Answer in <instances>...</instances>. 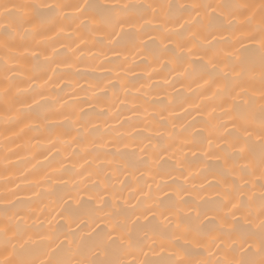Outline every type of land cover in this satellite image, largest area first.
<instances>
[{"label": "snow or ice", "instance_id": "obj_1", "mask_svg": "<svg viewBox=\"0 0 264 264\" xmlns=\"http://www.w3.org/2000/svg\"><path fill=\"white\" fill-rule=\"evenodd\" d=\"M252 7L236 0L167 5L34 0L0 5V45L6 57L2 65L7 81L2 93L8 108L6 122L20 123L28 118L33 121L29 127L34 131L40 130L41 120L46 122L43 131L49 137L50 146L45 153L49 167L69 177L80 176L79 180L62 176L58 182L64 187L56 189L48 183L51 176L46 172L36 185L50 198L56 197L54 202L61 207L57 215L64 219V225L57 229L44 230L29 224L34 210L24 206L16 191L21 183L16 182L15 187L6 185L2 198L9 204L0 208V246L5 254L11 246L12 259L7 264H264V182L254 184L250 179L255 174L250 170L253 163L258 161V167L264 169V76L257 89L246 79V72L238 71L257 60L264 68V3L256 28L246 11ZM164 8L167 11L158 20V13ZM154 22L157 26L149 28ZM80 30L99 35L93 41L100 46L94 54L97 57L113 53L123 56L126 62L128 56L121 50L132 49L150 66L159 65L169 75L175 74L171 80L165 77V83L176 81L192 94L200 91L219 101L212 111L218 107L223 114L201 122L210 134L204 136L203 129L192 132L196 125L191 122L180 125L177 133L173 123L171 131L158 132L161 137L167 135V144L162 141L153 145L148 137L146 145L145 138L136 135L145 129L133 124L131 117H126L131 129L123 130L125 121L121 120L115 127L108 124L101 132V125L93 119L99 113L72 110L70 104L61 102L59 94L51 91L56 84L48 73L56 75L52 64L59 66L60 62L69 61L55 44L50 46V54L46 42L56 38L54 31L56 35L68 33L70 38ZM246 34L259 46L233 53V47L245 43ZM220 40L230 48H220ZM17 54L26 61L30 58L32 67L31 73H26L27 87L9 105L16 81L7 74L17 73V67H9L10 63L18 65ZM39 79L45 83L38 88L35 82ZM50 83L51 88H47ZM250 88L252 94L259 92V102L249 94ZM122 90L125 96L130 91L126 84ZM236 97L241 103L229 105L228 101H235ZM116 99L121 104L126 102L118 96ZM185 99L178 93L176 103L188 112ZM110 112L101 107V113ZM109 129L116 133L114 138L105 137ZM253 136L260 137L258 145L253 143ZM61 144L70 150L63 158ZM121 144L131 151L121 150ZM109 145L116 151H94ZM177 152L180 157L168 164L167 159L175 158ZM82 153L100 161L95 172L90 170L87 176L73 162V157ZM194 167L200 171L193 173ZM136 172H140V177L151 178V182L144 181L146 193ZM193 174L208 181L206 185L202 182L201 188L216 190L215 198L200 203L184 198ZM23 175L26 177L27 172ZM121 175L133 177L135 183L126 185L119 179ZM260 179L264 180V171ZM89 180L96 187L88 188ZM32 183L28 181L29 185ZM127 187L136 192L135 203L124 196ZM257 188L259 194L254 190ZM34 195L39 197L41 193L34 191ZM25 236L27 241L17 248ZM151 255L156 258L149 259Z\"/></svg>", "mask_w": 264, "mask_h": 264}, {"label": "bare ground", "instance_id": "obj_2", "mask_svg": "<svg viewBox=\"0 0 264 264\" xmlns=\"http://www.w3.org/2000/svg\"><path fill=\"white\" fill-rule=\"evenodd\" d=\"M34 0H0V5L5 3H31ZM111 3L120 4H164L167 5L169 2L175 4H190V3H218L220 0H109ZM236 2L246 3L252 5L253 7L247 9L249 16L253 17L252 27L256 28L260 24V18L262 14V3L264 0H236ZM167 8L161 9L157 15V19H161ZM151 15V13H149ZM154 22L152 25H148L149 28L156 27ZM155 34V33H154ZM56 36L55 39L47 41L49 45L47 49L51 54V45L55 44L56 48L60 52L66 53L65 59L68 63L60 62L59 66L57 64H52V67L56 70V75L49 72L48 75L52 76V83L56 84L55 88H51V83L46 85L47 88H51L52 93H58L61 102H67L72 106V110L79 111L83 109L85 112L99 113L98 117L94 116L95 122L101 125V132L104 128L108 127V124H112L113 127L119 124L121 120H124L125 131L131 129V125L128 123L126 117H131L133 124L139 125V127L144 128L143 132H136L137 136L145 138L143 140L144 144H149L148 137L151 138V143L153 145L160 142L168 143L167 135L161 137L158 132H169L172 130L173 123L176 124L175 131L179 133L180 125L188 124L191 122L196 125L191 129L192 132L199 133L203 129L204 136L210 134V129L206 128L201 122L210 120L212 115H222L223 113L217 107V111L213 112V107L219 104V101L208 98L207 95H201L200 91L195 94L191 93V90H186L181 88L179 82L174 81L173 84H167L164 82V78L167 77L169 80L172 76L169 75L168 71L161 68L159 65L150 66L147 64L136 52L132 49L121 50L124 51L128 59L125 62L123 56H116L113 53H109L108 57L96 56L94 55L100 49L98 44L93 41L98 40L99 35L92 36L85 30L74 31V34L69 38L68 33H60L56 35V31L52 33ZM225 36L230 35L229 33H224ZM239 35V33H237ZM235 43V39H233ZM79 44V47H77ZM64 45H71L70 48L63 47ZM218 46L222 49L230 48L229 44H226L223 40L218 41ZM258 47L259 43L253 42L247 39V34L245 35V43L243 45H237L231 50L233 53L237 52L241 48L248 47ZM11 55V54H10ZM19 63L18 65L9 64V67H17V73L13 74L8 72V76L12 77L16 84L12 86L11 96L9 97V105L12 100L19 94L21 89L27 87L26 73H31V62L29 60H24L23 56L17 54ZM6 58L2 50V45H0V208H3L9 204V201L4 200L2 197L7 192L6 185L11 184L15 187L16 182L21 183V187L16 191L19 192L20 198L24 200V206L31 207L34 211L32 213L33 219L29 220L28 223L34 228H43L47 230L49 228L57 229L64 225V219L57 215L61 211L59 204L55 203L56 197L50 198L43 188L37 187L36 185L42 181L45 173H49L52 186L56 189H62L64 185L58 182L61 177L63 179H80L79 175L74 177H69L60 172L53 171L48 162L45 160V153L50 146L48 141L49 137L44 133L43 128L46 122L41 120L40 130L34 131L29 127L33 124V121L25 118L23 122L20 123H7L5 113L8 108L2 98V93L4 87L7 85V81L4 76L3 71V59ZM43 61V57H41ZM103 61V63H102ZM110 61H112L110 63ZM111 69V70H109ZM155 69V70H154ZM238 71H244L247 73L246 79L252 83L255 88L260 87L261 77L264 76V68L260 66L257 60L254 65H248L244 69H238ZM62 74V76H61ZM35 75V74H33ZM36 86L39 88L45 82L39 79L35 82ZM127 85L130 89L127 96H125L122 90V85ZM106 87L107 91H102L101 88ZM115 91L116 95H113ZM203 91V90H201ZM214 91V89H213ZM178 93H182L186 97L184 101V107L188 108V112H184L180 105L176 103V96ZM249 94L251 93V88L249 89ZM210 95V94H209ZM253 98L256 101H260L261 97L259 92H256ZM124 99L126 102L124 104L119 103L116 97ZM56 96H53L55 99ZM171 101V103H170ZM233 102L241 103L239 97H236L235 101L229 100L228 104L231 105ZM133 103L136 107L133 109ZM106 107L111 110L110 113H101V107ZM199 106V107H197ZM16 107H21L17 104ZM260 108V104H256L257 111ZM119 109V111H117ZM27 111V109H23ZM14 115V111L12 113ZM57 116L59 114H56ZM163 116V119L161 118ZM59 123V119L56 121ZM258 127V124L254 125ZM134 130V129H133ZM116 133L109 129L105 134L106 138H114ZM91 139V138H89ZM39 141V143H37ZM107 139H105V143ZM260 137L253 136V143L259 144ZM139 143V141H138ZM62 149L61 158L67 155L70 150L65 149L64 145H59ZM121 150L131 151V149H124L123 144L120 145ZM115 152L116 149L109 145L107 148H95L96 153H103L106 151ZM55 150L53 149V152ZM150 155H154L151 151ZM51 155V153H49ZM169 155H171L169 153ZM180 157V153L173 159H167L168 164H173L176 159ZM189 158L191 159V154L189 153ZM108 159H111L109 157ZM92 161V163H89ZM73 162L77 164V169L79 172L87 173L92 170L95 172L96 165L100 163L98 159L94 156L82 153L78 157H73ZM211 163H215L212 161ZM71 165H69L70 167ZM101 167H109L108 164H101ZM255 174L250 177L251 181L255 183L264 182L260 179L261 172L264 169L258 167V161L253 163L251 169ZM200 171V168L194 167L193 173ZM27 172L25 177L23 174ZM136 176L140 178V185L146 193L148 189L144 187V181L151 182V178L147 175L140 177V172H136ZM211 179V177H209ZM121 181H125L126 185H133L135 180L131 176L121 175L119 177ZM171 179L170 177L168 178ZM28 181H32L31 185ZM183 183V178L179 181ZM205 185L208 183L203 176H196L193 174L190 178L189 184L187 185L188 191L185 193L184 198L189 200H194L196 203H200L202 200L213 199L216 197V190L201 188V183ZM71 185H69L70 187ZM88 188L96 187L95 184L89 180L87 182ZM83 188L84 185H81ZM120 187V185H117ZM257 194H259V189H254ZM35 192H40L39 197L34 195ZM153 194H155V185L152 188ZM163 193H161V196ZM124 196L129 198L132 203H135L137 194L132 190L131 187H127L124 192ZM31 197V201H29ZM16 200V197H12ZM86 199V198H85ZM19 203V201H17ZM76 205L73 204V207ZM51 222V223H49ZM33 237L36 233H30ZM27 241V236L23 240H19L17 243V248L20 244ZM31 246V242H29ZM228 247H231L229 242ZM227 254V249H226ZM149 259H155V255L148 257ZM12 259L11 246H9L8 253L3 252L2 246H0V261L3 264ZM139 259H144L140 257Z\"/></svg>", "mask_w": 264, "mask_h": 264}]
</instances>
